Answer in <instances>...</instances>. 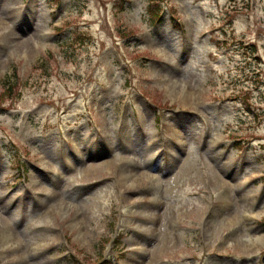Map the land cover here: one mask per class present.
<instances>
[{
  "label": "rangeland",
  "instance_id": "1",
  "mask_svg": "<svg viewBox=\"0 0 264 264\" xmlns=\"http://www.w3.org/2000/svg\"><path fill=\"white\" fill-rule=\"evenodd\" d=\"M162 1L0 0V264H264V0Z\"/></svg>",
  "mask_w": 264,
  "mask_h": 264
},
{
  "label": "trees",
  "instance_id": "2",
  "mask_svg": "<svg viewBox=\"0 0 264 264\" xmlns=\"http://www.w3.org/2000/svg\"><path fill=\"white\" fill-rule=\"evenodd\" d=\"M149 1H150L149 16L151 15L150 20L155 18V21L157 22L161 21L162 20L161 12L163 10L162 0H149ZM171 10L172 12H174L173 9ZM2 87H3L2 90L3 97H1L0 94V100L4 98L5 94L11 97L14 90L17 89L16 82L12 81L11 79H8V81H4Z\"/></svg>",
  "mask_w": 264,
  "mask_h": 264
},
{
  "label": "bare ground",
  "instance_id": "3",
  "mask_svg": "<svg viewBox=\"0 0 264 264\" xmlns=\"http://www.w3.org/2000/svg\"><path fill=\"white\" fill-rule=\"evenodd\" d=\"M188 101H189L188 97L184 99V103H186ZM261 239L262 238H260L259 236L257 237L256 234L250 235V237H249V240H250L251 243L255 242L256 240H261Z\"/></svg>",
  "mask_w": 264,
  "mask_h": 264
}]
</instances>
